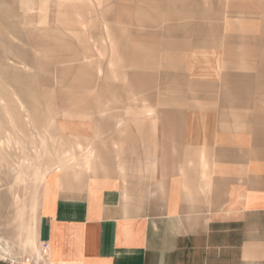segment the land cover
Returning <instances> with one entry per match:
<instances>
[{"label":"crops","instance_id":"1","mask_svg":"<svg viewBox=\"0 0 264 264\" xmlns=\"http://www.w3.org/2000/svg\"><path fill=\"white\" fill-rule=\"evenodd\" d=\"M156 1L172 8L158 20L162 42L180 45L182 66L211 59V79L194 94L181 84L173 141L148 132L98 175L89 142L68 146L75 158L43 185L37 242L50 244L53 264H264V4L233 5L248 18L205 21L203 0L178 11ZM63 128L97 133L87 121ZM83 170L94 177L68 180Z\"/></svg>","mask_w":264,"mask_h":264},{"label":"rangeland","instance_id":"2","mask_svg":"<svg viewBox=\"0 0 264 264\" xmlns=\"http://www.w3.org/2000/svg\"><path fill=\"white\" fill-rule=\"evenodd\" d=\"M244 2L203 0L202 18H248V13L234 10L233 5ZM180 3L174 0L177 11L180 5L185 8ZM171 9L156 0H0L1 132L12 130L17 140L24 139L32 158V164L21 165L26 174L18 178L21 150L13 146L5 155L0 152V237L7 238L14 251H34L31 245L27 252L21 249L20 224H28L22 233L26 239L41 213L43 185L57 165L75 158L68 146L89 142L96 150L98 175L108 165L114 167L116 154L121 158L126 149L144 147L148 132H160L172 141L178 137L181 84L194 94L198 83L211 79L212 60L183 61L182 66L180 45L162 42L164 24L158 20ZM172 15L180 19V13ZM196 67L202 69L199 74ZM186 71L188 75L180 74ZM15 94L27 110H20ZM1 98L13 107L18 130L4 115ZM28 112L29 125L24 120ZM84 121L97 133L78 138L63 128ZM76 152L81 159V151ZM92 176L83 170L80 180H68L83 185Z\"/></svg>","mask_w":264,"mask_h":264},{"label":"bare ground","instance_id":"3","mask_svg":"<svg viewBox=\"0 0 264 264\" xmlns=\"http://www.w3.org/2000/svg\"><path fill=\"white\" fill-rule=\"evenodd\" d=\"M16 95V94H15ZM16 99H17V102H18V105L20 106V110L22 111V110H25L26 109V107L27 106H25V104H24V101L18 96V95H16ZM1 101L3 102V104H4V112H5V114L4 115H6V117L8 118V120H9V122H11V126L13 127V128H16L17 130L19 129V126L17 125V123H16V120H15V118H14V115L15 114H13V107H11L10 108V104L8 105V103L6 102V100L4 99V98H1ZM27 110V109H26ZM23 112V111H22ZM15 113H16V109H15ZM17 114V113H16ZM31 116L32 115H30L29 114V112L27 113V115H26V117H25V122H26V124L27 125H29V124H31V122H32V119H31ZM17 119V118H16ZM18 122V121H17ZM1 126H2V124H1ZM3 128H4V126H3ZM1 127H0V152L1 151H5L4 152V155H5V153L6 152H10L11 151V149H13L12 147L13 146H16L19 150H21V154H22V158L20 159V163L21 164H19V163H17V165H16V170H17V175H18V178H21L23 175H25L26 173V171H24L23 170V168L21 167V165L23 164H25V165H29L31 162H32V158H31V155L27 152V148H26V141H23V140H17L14 136H15V134H13L11 131L12 130H5V133L4 134H2V132H1ZM14 131V130H13ZM20 132L23 134V137L25 138V139H28V135H26L25 133H24V130L23 129H21V127H20ZM14 133H15V131H14ZM29 141V140H28ZM32 142V141H31ZM33 143V142H32ZM29 144V143H28ZM7 150V151H6ZM8 150H10V151H8ZM14 150H16V148L14 149ZM35 150L37 151V149H36V147H35ZM17 152H18V150H17ZM1 153H3V152H1ZM0 153V154H1ZM7 155H8V153H7ZM7 155H6V157H7ZM2 156V155H1ZM39 156V155H38ZM21 157V156H20ZM4 158H5V156H4ZM8 158V157H7ZM9 159V158H8ZM1 160H2V158H1ZM4 160V159H3ZM7 160V159H6ZM5 160V161H6ZM69 160V159H68ZM67 160V161H68ZM8 161V160H7ZM63 163V162H62ZM32 164V163H31ZM62 165V164H61ZM46 168V167H45ZM45 170V169H44ZM42 171V170H41ZM40 173V172H39ZM46 173V171L43 173V178H45L46 177V175L47 174H45ZM42 177V176H41ZM42 178V179H43ZM35 209V208H34ZM37 209V208H36ZM19 218L21 217V218H24V210H23V208H21L20 207V209H19ZM20 218V219H21ZM21 225V227H20V229H21V231H20V233H19V236L17 237V240L18 241H21V249L22 250H24V252H27L26 251V249H27V246L28 245H31L32 247L33 246H35V248H34V251H32V252H30V253H23V251H20V253H18L17 251H14V249H15V247L12 245V243L7 239V238H5V237H0V258L2 259V260H6V261H9V260H16V259H19V258H21V257H24V256H38V257H41L42 256V249H41V247H40V241H38L37 242V236H36V229H35V227H33L31 224H30V226L31 227H33L32 228V232H31V235H29L26 239H23L22 237V233H23V231L25 230V228L28 226V224H24V223H22V224H20ZM30 227V228H31ZM49 255H50V251H49ZM50 260H51V255H50Z\"/></svg>","mask_w":264,"mask_h":264},{"label":"built area","instance_id":"4","mask_svg":"<svg viewBox=\"0 0 264 264\" xmlns=\"http://www.w3.org/2000/svg\"><path fill=\"white\" fill-rule=\"evenodd\" d=\"M42 256H24L16 260L7 261L9 264H53L50 260L49 250L50 244L45 240H40ZM1 259V258H0Z\"/></svg>","mask_w":264,"mask_h":264}]
</instances>
